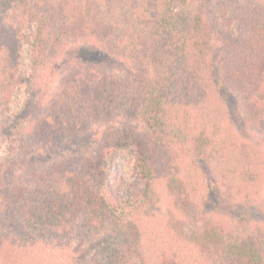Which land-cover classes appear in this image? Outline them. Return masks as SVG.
Instances as JSON below:
<instances>
[{"label":"trees","instance_id":"1","mask_svg":"<svg viewBox=\"0 0 264 264\" xmlns=\"http://www.w3.org/2000/svg\"><path fill=\"white\" fill-rule=\"evenodd\" d=\"M19 3L0 0V98L25 86L36 147L79 135L81 155L31 171L24 197L0 167V264H41L43 238L104 226L114 246L85 264H264V0H35L12 20ZM124 147L143 189L115 204Z\"/></svg>","mask_w":264,"mask_h":264},{"label":"rangeland","instance_id":"2","mask_svg":"<svg viewBox=\"0 0 264 264\" xmlns=\"http://www.w3.org/2000/svg\"><path fill=\"white\" fill-rule=\"evenodd\" d=\"M34 1L19 0V6L10 13L11 19L19 21L18 16L24 9H29ZM71 48L76 49L84 60L94 61L99 58L100 51L90 43L80 42L72 45ZM23 72L25 77V67H23ZM63 74L64 68L62 67L58 71L54 84L49 89L52 90L57 85ZM23 83L25 84V81ZM26 92V87L22 86L9 102L0 98V167L7 163L5 165L8 167L7 171L2 172V177L7 179V188L5 189L14 193L22 191L24 194L19 197H24L29 189L32 190L29 181L31 171L45 170L59 163L78 159L81 155V150L77 146L79 135L53 145H46L41 149L36 147L32 126L23 123L20 113L27 97ZM222 92L225 93V91ZM226 103L230 109V118L238 122L242 114L239 109L235 108V100L231 94H227ZM21 149L24 151L22 152ZM24 152L28 156V165L23 160ZM135 162L134 148L124 147L118 150L113 164L107 170L105 184L113 203L117 204L132 192H142L143 182L136 175ZM201 168L205 169V165L202 163ZM7 196L8 194L5 193L0 199H4L5 204H7L5 200ZM258 201L257 204L262 207L264 205V189ZM212 205L210 202L206 208L210 209ZM229 211L230 219L242 213V209L238 206L235 209L230 206ZM258 211L260 212L262 209L258 208ZM258 219L263 221L264 215L259 214ZM152 221L150 219L146 221L148 226H154ZM81 222V220L77 222V227L81 226ZM110 232L111 228L104 226L99 229H78V235L70 239L61 238L57 242L43 238L35 249V260L41 264H85L91 261H105L109 253L108 249H112L114 246V239L111 238Z\"/></svg>","mask_w":264,"mask_h":264}]
</instances>
